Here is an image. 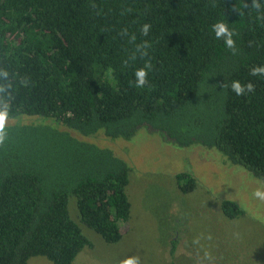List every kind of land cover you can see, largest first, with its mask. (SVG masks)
<instances>
[{
  "label": "trees",
  "instance_id": "trees-1",
  "mask_svg": "<svg viewBox=\"0 0 264 264\" xmlns=\"http://www.w3.org/2000/svg\"><path fill=\"white\" fill-rule=\"evenodd\" d=\"M217 22L234 50L215 37ZM145 42L147 55L132 59ZM253 69H264V4L253 0H0V85H10L0 99L17 120L0 139V264H74L92 246L80 222L108 243L129 230L130 163L72 131L202 144L264 181V72ZM233 81L254 90L238 96ZM176 179L185 193L197 186L188 171ZM221 208L244 212L232 199Z\"/></svg>",
  "mask_w": 264,
  "mask_h": 264
},
{
  "label": "rangeland",
  "instance_id": "rangeland-1",
  "mask_svg": "<svg viewBox=\"0 0 264 264\" xmlns=\"http://www.w3.org/2000/svg\"><path fill=\"white\" fill-rule=\"evenodd\" d=\"M72 132L112 147L132 167L127 188L132 203L130 228L119 242L108 243L81 223L73 206L74 218L92 241L74 264H123L129 258L137 264H264V200L254 195L258 189L264 191L260 178L214 148L180 147L145 130L132 140L112 139L104 132L90 137ZM187 171L197 178V186L185 193L176 176ZM225 199L237 201L244 212L228 218L221 208ZM174 238H178L175 253ZM28 264L53 262L36 256Z\"/></svg>",
  "mask_w": 264,
  "mask_h": 264
},
{
  "label": "clouds",
  "instance_id": "clouds-1",
  "mask_svg": "<svg viewBox=\"0 0 264 264\" xmlns=\"http://www.w3.org/2000/svg\"><path fill=\"white\" fill-rule=\"evenodd\" d=\"M264 4V0H253V6L257 9L261 7V5ZM149 25L145 24L143 25L141 31L143 35H147L149 31ZM213 31L215 33V37L217 39L224 37L225 44L228 46V48L234 50V41L232 39L234 32L229 28V26L224 22H217L212 26ZM132 40H135V36H132ZM147 42L143 44L136 45L135 52L132 54V59H135L136 54L138 53L140 56H146L147 55ZM148 66L146 65L145 68H140L136 70L135 72V86L138 88L143 87L148 81H147V71L146 68ZM257 72H264V69H253V74H256ZM0 77L7 78L8 72L2 71L0 72ZM10 85H0V93L8 94V88ZM232 91L236 93V95L244 94L246 91L251 92L254 90V85L251 83H248L247 85H241L239 81H233L231 84ZM0 104L3 105V111H0V139L3 138V124L4 120L6 118L7 114V101L0 99ZM254 195L262 200H264V191L256 190ZM123 264H137L136 260L134 258H129L123 261Z\"/></svg>",
  "mask_w": 264,
  "mask_h": 264
}]
</instances>
